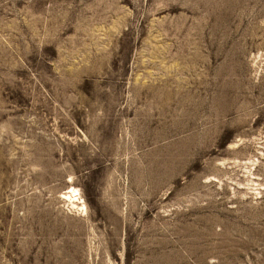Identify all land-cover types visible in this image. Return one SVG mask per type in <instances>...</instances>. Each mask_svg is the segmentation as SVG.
Here are the masks:
<instances>
[{"label":"rangeland","instance_id":"obj_1","mask_svg":"<svg viewBox=\"0 0 264 264\" xmlns=\"http://www.w3.org/2000/svg\"><path fill=\"white\" fill-rule=\"evenodd\" d=\"M0 264H264V0H0Z\"/></svg>","mask_w":264,"mask_h":264},{"label":"bare ground","instance_id":"obj_2","mask_svg":"<svg viewBox=\"0 0 264 264\" xmlns=\"http://www.w3.org/2000/svg\"><path fill=\"white\" fill-rule=\"evenodd\" d=\"M76 190H72L69 194H68V196L67 195H65V196H63V197H65L66 199H67V201L69 202V204L71 205V207H73V208H78V206H76V204H74V203H76L77 201V199L76 200H73V201H71L73 198H75L76 197ZM78 195V194H77ZM81 207V206H80Z\"/></svg>","mask_w":264,"mask_h":264}]
</instances>
